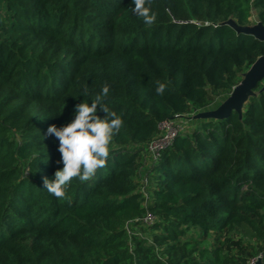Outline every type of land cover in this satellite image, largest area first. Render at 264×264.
Instances as JSON below:
<instances>
[{"label": "trees", "instance_id": "trees-1", "mask_svg": "<svg viewBox=\"0 0 264 264\" xmlns=\"http://www.w3.org/2000/svg\"><path fill=\"white\" fill-rule=\"evenodd\" d=\"M150 5L148 26L132 0H0V264H264V82L241 112L195 119L158 159L148 151L161 122L217 109L264 55L228 23L264 25V0ZM105 84L124 121L107 163L51 196L44 178L63 164L47 129ZM242 226L248 254L204 243Z\"/></svg>", "mask_w": 264, "mask_h": 264}, {"label": "clouds", "instance_id": "clouds-1", "mask_svg": "<svg viewBox=\"0 0 264 264\" xmlns=\"http://www.w3.org/2000/svg\"><path fill=\"white\" fill-rule=\"evenodd\" d=\"M132 4V12L145 25L155 23L156 13L151 9L150 0H132ZM166 87L165 83L157 82L155 91L162 95ZM108 94L109 86L105 84L90 102L75 106L74 119L70 123L48 127L47 135H54L59 142L60 163L63 164L51 178H44L42 189L51 196L66 198V190L74 178L81 183L86 182L95 175L97 169L105 167L113 138L124 125L121 116L104 103ZM100 110L106 113L103 118L98 115Z\"/></svg>", "mask_w": 264, "mask_h": 264}, {"label": "water", "instance_id": "water-1", "mask_svg": "<svg viewBox=\"0 0 264 264\" xmlns=\"http://www.w3.org/2000/svg\"><path fill=\"white\" fill-rule=\"evenodd\" d=\"M238 32L252 34L256 39L264 41V25L261 22L255 25L238 26L235 21L228 22ZM264 82V55L260 56L245 73L242 81L237 84L230 96L215 110L202 111L195 115L196 119L200 118H226L232 111H242L243 105L246 103L248 96L253 94L254 89L259 83ZM264 89V86H263ZM262 264V260L258 262Z\"/></svg>", "mask_w": 264, "mask_h": 264}, {"label": "rangeland", "instance_id": "rangeland-1", "mask_svg": "<svg viewBox=\"0 0 264 264\" xmlns=\"http://www.w3.org/2000/svg\"><path fill=\"white\" fill-rule=\"evenodd\" d=\"M252 20L255 22V20L257 21V17L254 15L252 17ZM211 109H208V111L210 110H215L212 109V106L210 107ZM202 112V111H201ZM196 118L193 117L192 120H189L188 122H186L184 124L183 130L182 132L184 133H189L190 131L193 130V128L196 125ZM161 135V133H160ZM151 159L149 157V155L147 154V161H142L144 159L141 160V170H142V175H144L146 173V180H148V175H147V171L149 170V168L152 165ZM145 180V182H146ZM192 235H194L193 232H190ZM209 236V237H208ZM205 237V244H207L208 246H213V244L215 243H222V245L224 246V248L226 249V251L231 252V253H235V254H242L244 253V251L248 254L249 250L248 247L251 243L254 242V237H253V233L251 231V229L248 226H242L239 229H237L234 232H225L221 235L218 234H212V235H208ZM219 237V239L217 238ZM244 249V250H243Z\"/></svg>", "mask_w": 264, "mask_h": 264}, {"label": "built area", "instance_id": "built-area-1", "mask_svg": "<svg viewBox=\"0 0 264 264\" xmlns=\"http://www.w3.org/2000/svg\"><path fill=\"white\" fill-rule=\"evenodd\" d=\"M195 115L196 114L193 116L191 114H176L174 117L160 123L159 129L161 135L159 134V136L148 145V151L153 159H158L162 151L171 146L179 134L184 133L182 132L184 124L192 120ZM144 221L151 224L153 222V216L148 215ZM257 257H260V259L257 260ZM260 260H262V255L252 257L248 260L247 264H258Z\"/></svg>", "mask_w": 264, "mask_h": 264}]
</instances>
